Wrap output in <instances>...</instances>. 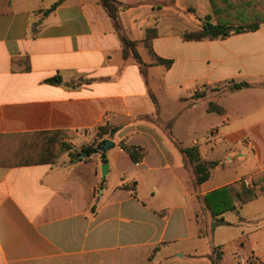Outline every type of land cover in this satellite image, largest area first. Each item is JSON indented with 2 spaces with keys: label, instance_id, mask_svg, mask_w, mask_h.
<instances>
[{
  "label": "crops",
  "instance_id": "crops-1",
  "mask_svg": "<svg viewBox=\"0 0 264 264\" xmlns=\"http://www.w3.org/2000/svg\"><path fill=\"white\" fill-rule=\"evenodd\" d=\"M55 1L0 3V147L29 146L26 135L35 132H71L63 138L69 149L59 150L55 162L15 165L10 156L2 157L0 264H212L213 246L221 254L219 264H264V183L251 182L264 174V0L238 1L245 9H260L256 29L206 40L181 38L209 16L200 13L196 28L183 27L176 6L182 0H135L132 5L118 0L122 33L141 41L154 28L153 52L172 60L166 79L174 87L191 83L185 87L188 95L180 98L179 115L166 118L140 65L132 55L123 56L120 34L100 0H63L46 12ZM184 1L186 10H197L192 0ZM238 2L231 0L230 6L235 9ZM141 5L151 10L142 17L151 26L135 30L120 16L123 6ZM166 25L170 28L163 31ZM55 75L61 83L47 82ZM223 82L249 86L209 90L200 97L230 96L228 105L216 102L222 113L198 111L192 95ZM213 113L224 117L214 118L207 129L214 135L206 150L213 152L218 141L244 163L228 178L225 165L216 168L214 160L203 157L205 140L199 143L194 134V123ZM183 117L192 132L189 146H197L202 161L215 163L201 183L171 131ZM99 124L118 129L99 138L94 133ZM106 139L113 143L105 151L80 159L69 155ZM128 149L135 150L136 161ZM102 163L108 165L104 177ZM241 179L257 196L227 211L257 201L258 215L241 234L216 242L218 231L231 221L223 217L225 211L212 231L211 220L201 225L199 213H207L201 196ZM203 238L210 239L208 248L203 249Z\"/></svg>",
  "mask_w": 264,
  "mask_h": 264
},
{
  "label": "trees",
  "instance_id": "trees-1",
  "mask_svg": "<svg viewBox=\"0 0 264 264\" xmlns=\"http://www.w3.org/2000/svg\"><path fill=\"white\" fill-rule=\"evenodd\" d=\"M4 0H0L2 3ZM63 0H57L51 4V6L46 9V12L52 11L58 4H60ZM212 10L216 17H228L234 16L237 12H243L249 14L251 11L255 10L256 12H260L256 6L249 9L244 8L243 2L235 4L236 8L230 6L231 0H209ZM100 3L104 7L107 14L111 17L115 28L120 34V39L123 44V56L126 57L129 53L132 57L137 61L140 65L141 73L144 75L143 65L153 66V65H162L166 69L169 68L172 64L171 59H166L159 57L154 52H151L152 61L144 62L141 58L140 53L137 50V44L139 42H148L149 46H151V39L155 35L154 28H148L146 30L145 38L141 41H136L128 38L124 33L121 31V25L118 20V11L121 6V3L118 0H100ZM240 6V7H239ZM238 10V11H237ZM228 14V15H227ZM230 20V19H229ZM231 22V23H230ZM232 20L221 23V22H210L209 18H205L201 21L199 28L193 30L184 31L181 35L183 40H206V39H218V38H225L231 33H238L246 30H254L258 27L259 20L255 19L251 22H237ZM25 70L29 69L28 66H25ZM47 82L58 84L61 83V79L59 75H55L47 79ZM229 87L231 89H240L249 86L247 82H229ZM196 97H200V94L195 93ZM209 112H217L222 113L223 109L214 103H211L209 107H207ZM118 128L111 127L108 124H99L95 128L96 136L102 138L104 135H112L114 132L117 131ZM71 132L65 130H52V131H43V132H35L32 134L26 135L29 139L27 142H30L31 145L29 146H21L15 148L12 146L10 149L6 145H2L0 147V163L2 162V157L10 156L17 161H12V164H32V163H51L55 162L56 154L59 150L62 149H69L68 146L65 145L63 142V138L68 137L67 134ZM22 138V137H21ZM26 138V137H25ZM22 140V139H21ZM105 140H101L96 147L88 146L82 149V152H86L89 155L92 151H99V147L104 143ZM179 148L182 153L187 157L191 165H193L194 172L196 174V182L201 183L208 179L210 175V169L215 165L213 162H206L200 159L199 151L197 146H183L180 143ZM1 145V144H0ZM129 150V149H128ZM3 152V154H2ZM129 154L133 161L137 160V154L135 153L134 149L129 150ZM69 155L72 159H80V153L69 152ZM101 159L102 161H106L104 153L101 152ZM254 178V177H253ZM252 178V185H255L257 182ZM264 179V178H262ZM257 196L255 190L252 186L247 184L244 180L234 181L228 184H225L221 187L215 188L203 194L201 196V202L203 203V207L207 213L213 217L211 223L210 231L214 229V227L221 223L223 220L221 218V214L227 210L236 209L243 203L249 202L255 199ZM201 233V232H200ZM199 235H210L208 233L203 232ZM221 254L218 252L217 247H212V264H219V259Z\"/></svg>",
  "mask_w": 264,
  "mask_h": 264
},
{
  "label": "rangeland",
  "instance_id": "rangeland-1",
  "mask_svg": "<svg viewBox=\"0 0 264 264\" xmlns=\"http://www.w3.org/2000/svg\"><path fill=\"white\" fill-rule=\"evenodd\" d=\"M135 0H125V3H129L130 5L134 4ZM218 0H216L217 2ZM193 4L196 6L197 10L195 9V12L193 10H186V1L182 0V3L180 1L177 2L176 6L178 9L182 10L180 15L184 19V26L183 27H195L199 25L200 20L199 17H201L200 13H207V15L204 17L209 18V21L214 22H221L225 23L230 20L237 21V22H251L255 19L261 18L260 12H256L253 10L249 14L243 13V12H237L234 16H229L228 20L227 17H216L214 14V11L210 9V5L207 0H192ZM128 4V5H129ZM219 4V1H218ZM240 7V6H239ZM121 8V6H120ZM119 8V10H120ZM125 8V13L121 15V21L126 24L125 21H127V25H129L131 28H134L137 30V27L140 25L148 26L150 27V19H144L142 18L143 15L148 14L151 10L147 8L145 5H141L140 8L131 7V8ZM171 9V7H170ZM174 8H172L173 10ZM156 11V10H155ZM174 11V10H173ZM139 12V13H138ZM119 13V11H118ZM228 15V14H227ZM203 18L201 19L204 20ZM230 19V20H229ZM186 25V26H185ZM152 28V27H151ZM170 27L168 25L163 27V31L169 29ZM137 50L141 55V58L144 62L152 61V55L151 52H153L152 47L149 46L148 42H139L137 44ZM172 50L176 51L174 48ZM130 54V53H129ZM143 69L145 74L143 75L145 80L148 83L149 90L151 92L153 102L155 103V106L158 109V112L160 113L161 117L166 118L173 115H179L183 103L180 101L181 97H185L188 95V93L185 91V87H190L191 83L184 84L183 86H171V83L169 82V79H166L165 77V67L162 65H155V67L143 65ZM176 72L178 76H181L180 69H176ZM229 82H223L220 84H217L215 86H202L200 90H197V94L203 95L206 94L209 90H218L223 88L229 87ZM197 95H192L190 98L191 101L196 100L197 107L196 109L199 111L201 109H205L211 105V103H214L218 105L217 103H225L228 105L229 98L228 97H220V98H214L212 100L196 97ZM223 99V100H222ZM217 102V103H216ZM206 117L204 115L202 122H196L194 123V131L195 136L199 140V143H203L205 140V144H201V148L203 151V157L208 160H214L216 162L215 167H224L225 170H223V174L225 175V178L231 177L235 175L236 172L240 171V169L243 167L244 163L239 162L238 158L235 156L236 151L234 149H229L228 146H222L218 141L213 143L215 148L214 151L211 152L210 150H206L210 146V139L213 138L214 132L213 130H210L209 132H206L207 129L210 127L212 123H215L214 118H222L224 116H219L215 113L207 115ZM178 118V117H177ZM174 127H171V131L173 135H175L181 142V145L183 146H189L192 144V136L191 131H188V124L186 123V119L180 118L179 120H176ZM96 134V131H94ZM210 138V139H209ZM67 144V143H65ZM207 147V148H206ZM209 149V148H208ZM230 157L232 159L230 160ZM12 161H17V159H14L11 157ZM217 160V161H216ZM221 170V169H220ZM215 172V171H214ZM215 175V173L212 174V176ZM264 174L258 173L253 178L256 180V184L264 183ZM260 203L256 202H250L241 207L238 211H227L225 214H223V217L225 219H230L231 225L224 226L225 229L221 231H218L216 242L225 241L228 239V237H231L236 234H241L242 231L245 229V225H248V222L250 219H252V223L255 222V217L258 215L255 213L256 210H259ZM214 218L211 217L208 213H199L198 220L201 223V225H204L205 222L209 224V220H213ZM212 223V222H211ZM209 239V238H208ZM208 239L203 238L201 239L202 243L204 244L203 249L208 248L207 242H210ZM223 243V242H222ZM249 262L252 264V261L249 260ZM249 263V264H250Z\"/></svg>",
  "mask_w": 264,
  "mask_h": 264
},
{
  "label": "water",
  "instance_id": "water-1",
  "mask_svg": "<svg viewBox=\"0 0 264 264\" xmlns=\"http://www.w3.org/2000/svg\"><path fill=\"white\" fill-rule=\"evenodd\" d=\"M112 143L113 142L111 140L106 139L104 141V143L99 147V150L105 151L106 149H108L112 145ZM85 156H87V153L86 152H81L80 153V157H85ZM100 168H101V175H102V177H104L106 175V173H107V170H108L107 163H102L100 165Z\"/></svg>",
  "mask_w": 264,
  "mask_h": 264
}]
</instances>
